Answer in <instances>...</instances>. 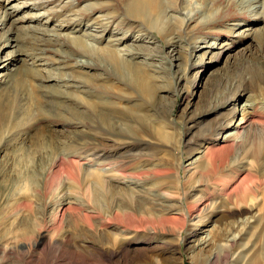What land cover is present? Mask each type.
Masks as SVG:
<instances>
[{
    "label": "rangeland",
    "instance_id": "obj_1",
    "mask_svg": "<svg viewBox=\"0 0 264 264\" xmlns=\"http://www.w3.org/2000/svg\"><path fill=\"white\" fill-rule=\"evenodd\" d=\"M4 1L0 0V16L6 11L13 12L14 6L20 7L14 11L10 20L6 19L0 26V39L10 27L13 30V40L19 37V43L12 40L11 48H1L0 45V79L4 76L10 77V69H17L24 74V88L20 91L21 104L18 110H24L26 103L32 99L45 103L48 97L65 92L76 98L72 108L85 112L84 105L88 102L114 101L97 88L112 87L115 94L127 93L106 73L102 75V71L97 68V65H102L96 59L89 58L85 67L78 63L80 60L87 61L75 44L76 37L100 48L113 46L124 56L128 55L129 49L139 53L135 61L139 64L145 63L143 66L154 78L158 91H155L146 109L152 112L146 113L142 110L147 117L148 127L139 140L145 143L146 150L144 157L140 159L134 155V163H130V159H120L122 156L130 157L129 153L132 154L133 151L123 150L109 140H103L105 146L99 149L95 146L84 149L78 146V142L87 141L94 136L116 138L118 134L130 133L128 128L107 129L90 117L77 121L79 123L73 126L62 122L53 124L36 120L20 131L21 137L10 144L7 156L0 153V264H42L46 253L50 250L58 251L63 241L80 246L83 253L76 252L83 254L92 264H138L143 262L137 259L140 252H148L151 259L146 264H197L192 258L199 252L207 258V264H223L228 251H231V256L226 261L229 264H256L257 260L252 259L249 247L250 241L255 240L256 235L258 244L261 243L264 232L263 201L259 203L261 212L255 211L254 216L239 218L236 224H208L199 232L194 244L187 243L185 239L194 227V222L188 216L184 218L183 225L173 224L168 231L155 224V233L140 224H132L129 221L130 215L128 217L117 212L114 216H107L108 212L92 210L95 208V196L93 192H86L89 185L100 190L99 197L103 208L107 201H115L126 207L131 203L128 193L124 194V191L119 194L112 189L106 195L101 176L95 178L88 176L84 169H73L70 170V176L63 173L50 185V177L58 169L50 165L46 150L71 149L94 158L104 155L107 162L111 161L106 167L112 168V171L124 169L127 172L125 177H128L130 183L136 181L131 178L141 163L149 167L153 164H164L171 169L169 175L160 176L161 179L143 177L141 182L150 191L156 186L171 190L176 194L175 201L181 199L178 202L180 204L184 197L183 192H188L195 181L189 179L185 172V156L191 153L190 143L196 141L195 138L204 132L202 129L219 120L214 114L205 118L197 117L199 112L206 109L212 97L217 95L218 98H225L231 94L234 96L233 100L219 110L229 124H235L241 118L238 111L242 107H246L252 115L264 117V21L254 16L261 4L255 9L253 3H262L264 0H175L166 7L172 9L167 12L168 17L176 18L170 24L166 20L163 28L158 26L157 33L152 32L148 39L141 37L138 29L133 30L128 33L129 39L120 45H115V35L122 34L137 24L124 17L123 5L117 0ZM98 3L106 6L92 10L90 6ZM183 9L191 12L193 16V21L187 26L181 23L183 15L179 11ZM263 10L264 7L259 12L263 13ZM164 15L165 10L162 17ZM206 17L208 19L204 24L203 19ZM109 21L112 23H108ZM82 22V27H78ZM102 27H108L109 32L101 40L94 39L93 35H97ZM172 29L182 37L193 36L196 43L199 42L197 47L203 45V41L214 46L183 51L182 60L177 63L178 67L170 66L169 60L164 58L169 51L167 47L162 51L164 56L156 53L158 58L151 60V55H156L152 53L151 47L162 46ZM140 37L144 42L139 41ZM140 45L149 46V51L142 49ZM38 46L42 49H37ZM24 50H28L30 56H18L17 52ZM9 52L16 53L20 58L15 62L14 68L10 67L7 60ZM181 67L183 74H180ZM29 70L32 71V76L26 78L25 74H29ZM50 75L53 78L46 79ZM67 75L84 80L83 89L78 91L76 88H67L63 81L68 80L64 79L68 78ZM98 75L102 76L97 77ZM175 76L181 78L179 82L174 80ZM3 91L5 96H9L14 90L9 86ZM126 104L127 102L120 103L122 107ZM141 108L142 106L137 110ZM45 129H49V147L36 148L30 139L35 138L39 130ZM232 131L233 128L228 127L221 132L218 139H227ZM216 155L217 159L224 158V155ZM226 179L227 177L215 174L211 176L210 182H204L203 187L216 192ZM214 198L220 199L218 195ZM65 203L66 206H63ZM61 208L62 216L61 213L58 214ZM248 229L250 234L240 245L234 247ZM239 231L242 232L237 234V239L231 241L233 234ZM165 242L167 247H172L171 250L163 251ZM101 246L105 249L104 258H99L98 255L88 257V250L92 251ZM124 249L129 255H126ZM111 254L115 257L110 256ZM50 260L52 262L54 259Z\"/></svg>",
    "mask_w": 264,
    "mask_h": 264
},
{
    "label": "bare ground",
    "instance_id": "obj_2",
    "mask_svg": "<svg viewBox=\"0 0 264 264\" xmlns=\"http://www.w3.org/2000/svg\"><path fill=\"white\" fill-rule=\"evenodd\" d=\"M6 1L9 0H5L4 2ZM174 1L175 0H117L118 3L123 5L122 12H124V17L137 25L129 27V30L124 31L122 34L115 35L116 38L114 42L117 43L115 45H120L121 42L123 43L127 41L129 39L128 33L133 30L138 29L137 31L139 34H142L141 37L148 39L152 32L157 33L158 26L163 28V23L166 20L170 24L172 20L176 18L172 16L168 17L167 12L172 11V9L166 7L167 5L174 3ZM253 3H255V9L261 4L259 11L264 7V2L261 3V1H255ZM28 5L31 6L30 4ZM105 6L106 4L98 3L91 5L90 7L94 10L97 7H102L103 9ZM12 9H14L13 12L6 11L0 16V26L5 23L6 19L7 21L10 20L14 11L19 10L20 7L14 6ZM164 10L166 15L162 17ZM259 11H257L254 16H256L257 19L264 21V10L263 13H260ZM179 12L184 16H182L181 20V23L184 24V26L189 25L193 21L191 12H188L185 9L180 10ZM36 18L32 17V19ZM207 19V17L203 19L204 24ZM76 22H74V24H76ZM108 23L112 22L109 21ZM82 25L83 22L79 23L77 26L82 27ZM108 29V27H102V30L98 31L99 35H93L94 39L101 40L103 35L109 32ZM12 33L13 30L10 27L0 39L1 48L12 47L11 43L14 41L11 37ZM88 36H90V34ZM74 39L75 44L80 48L79 51L82 53L81 56L87 61L80 60L78 63L83 64V67H85L87 66L85 63H89V58L96 59L102 65H97L98 70L102 71V75H105L106 73L110 79H113L115 83L119 84V86H121L127 93L124 95L115 94L112 87L97 88L103 95H107L114 99V101L104 102L96 100L88 102L84 105L85 112L72 108V105L76 102V98L65 92L48 97L45 103L36 102V100L34 101L32 99L26 103V108L24 110H18L21 104L20 91H23L24 88V74L18 72L17 69H10V67H13L15 62L17 63L19 61L20 58L18 56H30L31 53L29 54L28 50L18 51V56H16V53L13 54L12 52H9L7 53V60H9V65H11L8 68L11 70L10 77L4 76L0 79V153L1 155L5 153L4 156H7L6 154L8 153L7 151L10 144L17 138H20V131H23V129L33 121H46L53 124L54 122H62L66 125L73 126L76 125L75 123H79L77 121L85 120L90 117L93 118L98 125H103L107 127V129L114 127H116V130L128 128L130 133L119 135L118 132H116V134H118L116 138L94 136L87 141L78 142V146L82 147V149L90 148V146H95L96 149H99L105 146L102 142L103 140H109L115 146L121 147L123 150H128L130 152L133 151L132 154L129 153L130 157L122 156L120 159H130L129 162L134 163V161H132L133 157L137 156V159H140L145 155V143L140 141L139 137L147 131L148 123L147 117H145L146 115H144L145 113H143L142 110H145L146 113L151 111L146 109H148L149 102L152 100L155 91H158V87L154 84L155 80L143 66L145 65L144 62H140L141 64H139V62L135 61L137 55L140 54L135 53L132 49H129L127 52L128 55L124 56L113 46L100 48L96 45L88 44L87 41L81 37H76ZM139 41L144 42V39L141 38ZM14 42L19 43V37L18 39L16 38ZM185 43H188V45L186 46ZM198 43H196L193 36L182 37L175 31V29H172L169 37L164 41L162 46L151 47V50L152 53H158L160 56L163 55L162 51L164 52V48L167 47L169 51L166 52L167 56L163 55L164 58L169 60L170 66L174 65L175 67H178L177 63L179 64L182 60L181 55L183 51L189 52L190 50L194 51L198 48L204 49L212 48L214 46L203 41L201 43L203 45L197 47ZM140 47L148 51L150 48L149 46L142 45H140ZM37 49L41 50L42 47L38 46ZM158 54L151 55L153 56L151 60H154ZM78 63L76 64L79 66ZM183 72V67H181L180 74H183ZM102 75H98L97 77H101ZM25 76L26 78L32 76V71H30L29 74H25ZM47 78H53V76L50 75L49 77H46V79ZM46 79L44 80L46 81ZM64 79H68L67 81L63 80L66 83V86H68L67 88H76V90L78 89L79 91L82 90L85 85L84 80H77L71 76ZM180 79L179 76H175L174 78V80L178 82ZM9 86L12 87L14 91L11 92L9 96H5L3 90ZM163 89H166V87H163ZM128 99L131 100L128 101ZM233 99L234 96L232 94L230 97L225 98H218L217 95H214L206 109L197 114L198 118H205L214 114L217 116V120H219L215 124L208 125L202 129L204 132L195 138L197 139L196 141L193 140V143H190L191 153L189 152L190 154L187 157L185 156L187 159L185 172L188 174L189 179L195 181L188 192L187 190L186 192H183L184 197L182 196V202L185 201V203L181 202L179 204L178 202H180L181 199L178 202L175 201L176 194L171 190L167 191L162 186H156L153 191H150L145 187L146 185L141 182L143 181L141 180L143 177L154 179L160 178V176L167 175L168 173L170 174L171 169L164 166V164L160 163L154 165L151 163L153 166L149 167L141 163L137 171L133 173L134 177L131 178L136 181L130 183L128 182V177H125L127 172L124 169L112 171V168L106 167L111 161L107 162L104 155L94 158V156L90 157L89 155H85V153H80L75 150L72 151L71 149H61L57 151H53L52 149L49 151L46 150V156L50 165L53 168L56 167L58 169L54 176L50 177V185L53 184V182L55 183L58 180V177L60 178L63 173L70 176V170L73 169L78 171L84 169L88 176H93L95 178L101 176L103 182L102 187H105L103 189L104 191H107L106 195L111 193L112 189L116 190L118 193L124 191V194L125 192L128 193L131 203L126 207L115 201H107L103 208L99 197L100 190L92 188L91 185H89L86 187V192H93V195L95 196L93 203V207L95 208H92V210H99V212L102 213L108 212V214H106L107 216H114L113 214H116L117 212L128 215V217L130 215L129 221L132 224H140L142 227L151 229L153 232H155V224L162 226L163 230L168 231L173 224L183 225L185 223L184 218L188 216V218L190 217L194 222V227L190 233H188L185 241L193 244L196 241L199 232L208 224L210 225L215 222L236 224V221H238L239 218L248 215L254 216L255 211L261 212V209H259V203L262 201L264 202V117L252 115L248 112L246 107H242L238 111L241 118H239L235 124H233V122L232 124L227 123L228 119H225V117L219 113V110L223 109ZM121 102H127L126 106L122 107L120 105ZM132 102L134 103L131 104ZM42 104L46 106H43ZM140 106H142V108L138 111L137 108ZM228 127L233 128V131L228 134L229 137L224 140L218 139L221 132ZM46 130L47 129L42 131L39 130L40 132L38 131L37 135L34 136L35 138L30 139L33 140V145L36 148L47 149L49 147L50 142L48 140L49 137L47 136L49 129L48 131ZM250 135H252V137H250ZM216 154L224 155V158L217 159ZM113 167L115 166L113 165ZM113 170H115V168H113ZM71 172L73 173V171ZM129 174L130 173H128V176ZM215 174L227 177L226 182L218 186L217 193L209 191L207 188L203 187L204 182H210L211 176H214ZM180 190L181 189H179V191ZM217 195L220 199L214 198ZM63 206H66V203ZM61 210L62 208L58 211L59 215ZM263 212L264 208L262 210V213ZM62 215L63 213H61V216ZM57 219L58 216L56 217L55 222ZM196 219H198V221H196ZM109 220L106 222H109ZM250 229L246 230L245 234L240 236V240L234 244V247L240 245L241 241L246 239L250 234ZM242 231L233 234L231 241L234 242ZM261 238L260 244H258L257 235L255 240L250 241V254L253 255V260H257V263L255 262L256 264H264V232L262 233ZM167 245L168 244L165 242L162 248L163 251L171 250L172 247H167ZM125 250L126 249H124V251ZM76 251L81 252L80 246L71 242L63 241L58 251H48L45 260L41 263H93L89 262L83 254L79 255ZM125 253L126 255H129L126 251ZM87 255L88 257H96L98 255L99 258H104L105 249L102 246L97 247L92 251L88 250ZM203 255L204 254H201L200 252L194 255L192 258L193 262L197 264H207V258ZM225 255L227 258H224L225 260L222 263L229 264L226 261L231 256V251H228ZM245 255L246 254H244V256ZM110 256H114V254H111ZM27 257L29 258V255H27ZM50 258H53L54 260L51 262ZM137 259L143 261L138 264H146L145 262L151 258L149 257L148 252H140Z\"/></svg>",
    "mask_w": 264,
    "mask_h": 264
}]
</instances>
